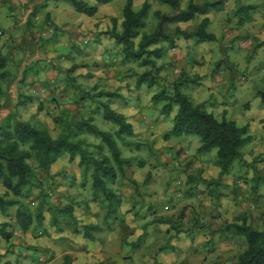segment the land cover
Masks as SVG:
<instances>
[{
	"label": "rangeland",
	"instance_id": "374dc122",
	"mask_svg": "<svg viewBox=\"0 0 264 264\" xmlns=\"http://www.w3.org/2000/svg\"><path fill=\"white\" fill-rule=\"evenodd\" d=\"M84 1L94 4L93 0ZM188 1L181 0L182 8ZM193 1L201 4L220 0ZM222 1L219 9L211 10L206 16L209 20L207 31L216 36V41L191 44L177 39L175 50L168 47L169 56L155 60L162 68L159 74L166 84L172 83L183 65L176 54L181 55L191 65L185 74L192 80L203 77L190 85L198 87L196 94H192L204 100L207 112L220 120L224 108H229L232 118L239 119L240 114L245 113V108L239 105H250L253 101L252 106L256 109L252 114L260 112L262 115L264 109L259 99L251 94L264 89V45L255 42V45L248 46L244 38L247 34L259 38L264 32V0ZM125 2L109 0L106 5L99 6L96 18L77 13L63 1H59L58 6L50 0H0V55L7 60L4 79L0 80L4 95L0 96V120L14 112L19 120L46 130L52 138L60 135L64 122L70 117L73 121L91 117L92 123L101 130L115 132L117 128L102 118V104L107 103L127 118L135 132L133 137L125 138L129 145L118 142L121 156L130 159V163L125 166L123 180L107 185L119 199L110 219L104 221L107 203L98 201L101 195H93L90 172H84L77 159L70 163L68 156L64 155L50 168L49 178L37 171L35 185L28 188L27 196L18 198L33 215L41 208V226L34 222L23 232L16 222L18 206L9 207L6 213L0 210V264H63L64 261L66 264H154L155 252L168 248L172 235L180 233L182 227L196 226L199 222L196 216L203 215L200 209L203 206L207 209L204 215L207 220L203 218L205 222L217 221L210 223L213 229L222 226L221 215H215L221 212L225 216L230 214L231 222L242 213L248 214L253 223L261 226L264 182L258 184L257 193L261 192L260 195L256 199L251 197L249 188L253 171L246 165L256 160L252 165L264 176V162L259 160L264 156V141H255L244 148L246 163L235 164L234 170L239 169L240 177H235L236 181L233 177L232 185L227 189L222 185L215 186L217 180L219 184L221 181L214 165L216 150L197 153L200 141L194 135L187 136L186 144L163 140L169 131L170 119H162L160 115L163 103L153 104L151 101L154 90L159 91L163 83L154 90L145 85L137 88L135 75L149 67H142L139 62L122 64L115 45L99 47L90 43V38L98 31L95 26L104 29L107 24L109 30L112 19L118 23L121 21ZM132 2L135 11L144 2L150 5L145 20L146 33L156 27L155 11H169L159 0ZM239 6L253 8L245 14L246 10L240 12ZM241 17L245 25L237 27ZM202 18L178 26L183 30H195ZM173 27L167 28L171 30ZM75 28L81 29V33ZM82 39L81 45H77L76 42ZM164 48H167L166 44ZM219 60L225 63L215 69ZM226 63L234 65L235 74L234 82H229L225 89L224 81L232 78V74L227 71L224 77L216 74L213 78L211 74L225 68ZM10 79L12 84L7 86ZM71 80L82 89L85 100H80ZM197 81L206 84L197 86ZM243 86L250 88L246 90V97L240 93ZM181 90L191 99L189 88ZM201 90L204 93L199 94ZM105 93L115 94V97L107 98ZM17 97L21 99L19 108L16 106ZM236 123L241 125L239 120ZM74 138L83 141L96 157L106 152L104 147H96L101 143L93 136L81 133ZM29 163L35 166L34 162ZM198 164L207 170L201 171ZM203 175L207 178L203 179ZM203 180L206 183L200 182ZM240 182H246V189L238 186ZM240 190H245L246 194ZM4 192L0 186V195ZM65 206L71 208L75 217L59 210ZM187 207L189 212L193 210L191 218ZM83 224L101 228L92 233L96 241L84 238L82 230L73 232L74 227L80 228ZM5 233H11V238L6 240ZM213 246L211 243L209 248Z\"/></svg>",
	"mask_w": 264,
	"mask_h": 264
},
{
	"label": "trees",
	"instance_id": "16d2710c",
	"mask_svg": "<svg viewBox=\"0 0 264 264\" xmlns=\"http://www.w3.org/2000/svg\"><path fill=\"white\" fill-rule=\"evenodd\" d=\"M55 2L63 1L71 5L78 13L88 17L94 16L99 5H105L109 0H93L91 5L84 0H51ZM159 3L169 8V11H155L156 27L150 32H144L146 18L150 5L144 2L137 11L133 9L132 0H126L118 23L112 19V27L107 30V36L113 40L115 47L119 49L120 62L122 64L135 62L142 67H149L136 76V87L146 86L154 90L160 83L163 86L159 91L154 90L151 97L153 104L163 103L160 115L170 119L169 131L163 136L164 141H169L171 137L180 138L194 135L199 138L200 146L197 153L206 154L216 150L214 165L219 171V177L229 175L235 164L244 163L243 149L252 141L249 134V125L238 126L234 121L226 119L225 112L219 120L213 114L207 112L202 104H195L186 94L182 93V88L195 80L190 79L181 71L177 79L166 84L165 79L160 76L161 66H157L155 60L163 57L164 45L174 47L177 39L191 41L194 44L216 41V36L207 31L209 20L206 17L211 10L219 9L223 1L210 3L205 1L201 4L189 0L182 8L181 0H159ZM45 6V4H44ZM240 12L252 10L253 6H239ZM48 14H46V17ZM203 17L195 30H183L178 25L181 23L193 22ZM244 22L241 17L237 25ZM173 25L169 30L167 27ZM238 27V26H237ZM138 39L137 43L135 42ZM223 60H219L215 69L224 65ZM229 65V67H228ZM7 66L6 57L0 55V80L4 79ZM231 63H226L225 68L231 73L229 82L232 84L235 67ZM228 67V68H227ZM71 71V70H68ZM13 79V78H12ZM12 79L6 82L7 86L12 84ZM243 80V78H242ZM71 86L77 91L80 100H85L82 96V89L70 81ZM0 84V96H4ZM105 97L112 98L115 94L105 93ZM264 109V89L256 92ZM7 99V97H5ZM5 99V100H6ZM0 120V186L5 192L0 195V210L6 213L9 207L18 206L16 212V222L18 227L26 232L34 222L41 226L43 214L38 208L33 215L31 211L22 204L18 198L25 197L29 193L28 188L33 187L37 181V171L43 172L45 178L50 177V168L56 164L64 155L68 156L70 163L78 160V165L84 172H90L91 190L93 195H101L98 198L100 203H107V212L104 221L110 219L115 208L119 205L116 194L108 188V183H114L118 179L125 177V166L130 163V159L121 156L119 143L129 145L125 138L135 135L132 124L127 118L107 104H102V118L105 122L113 125L117 129L115 132H106L92 123V118H80L76 121L70 117L64 122L60 135L52 138L49 133L40 128H36L30 122L19 120L16 113H9ZM13 119V122L10 120ZM264 127V118L260 121ZM87 134L98 139L104 147L105 154L94 156L84 142L74 138L76 134ZM261 158V159H260ZM259 160L264 162V156ZM32 161L35 166L29 163ZM256 160L251 161L246 168L253 171V182L257 185L264 182V176L252 165ZM241 168H244L241 166ZM240 177V176H238ZM41 180H38L40 183ZM200 181L201 183H206ZM219 185L216 181L215 186ZM211 191V190H210ZM9 197H13L9 199ZM45 203V200H43ZM49 209L53 207L49 206ZM55 209V208H54ZM70 217H75L71 208L59 209ZM166 223V222H162ZM231 235L243 238L245 249L233 259V264H264V225L262 230H257L246 223V217L241 216L229 224H223ZM83 231V236L89 241H96L93 236L94 231L101 228L94 224H83L80 228H73V232ZM11 233L4 234L6 240L11 238ZM9 264V263H4ZM63 264H66L65 261Z\"/></svg>",
	"mask_w": 264,
	"mask_h": 264
},
{
	"label": "crops",
	"instance_id": "0c3cea01",
	"mask_svg": "<svg viewBox=\"0 0 264 264\" xmlns=\"http://www.w3.org/2000/svg\"><path fill=\"white\" fill-rule=\"evenodd\" d=\"M57 3L58 2H56L55 4H57ZM52 4H54V3L52 2ZM57 5L60 6L59 3ZM99 6H101V5H99ZM99 6H98V10H99ZM102 6H104V5H102ZM96 14L92 17L98 18L99 14H97V15ZM72 15H73V13L70 14V17H72ZM83 18L86 19V17H83ZM83 18H81V20ZM242 25H245V21H244V23H242ZM108 26L109 25L105 24L104 29H100V27L95 26L98 31H96L94 33L93 37L90 38L91 39L90 43L95 44L96 46H99V47L100 46L103 47L105 45L109 46L110 44L114 45L113 40H111L106 34ZM237 26H239V25H237ZM74 30H77V33H81V29H79V28H75ZM258 37L259 38H255V36L253 37V36H249V34H247V35H245L244 39L248 43V46H250V45L252 46V44L255 45V42L258 44L260 43L259 44L260 46L264 45V32H262ZM82 41H83V39L81 41L76 42V44L81 45ZM176 42H178V41H176ZM188 42H190L191 44H194L191 41H188ZM176 45L170 49L175 50ZM170 49L168 47L165 48V52L163 54V57L169 56L168 54H169ZM104 53L109 54L108 51H104ZM176 55H177L176 57H177L178 61H180V63L183 64L180 68L181 69L180 72L181 71H183L184 73L188 72V70L191 69L190 63L187 64L183 60V56L178 55V54H176ZM227 71L228 70L226 68H223V69L217 70L216 72H213V74H211V76L213 78V76H217L216 74H220L221 76L224 77V75L228 74L229 71L228 72ZM186 76L189 77L188 75H186ZM210 78L211 77H208V79H210ZM176 79H177V77H176ZM202 79H203V77L202 78H200L199 76L196 77L195 83H196V80H202ZM241 80H242V78H241ZM224 82H225L224 84H225V89H226L227 85H229V80L226 79V81H224ZM197 83H198L197 86L206 84V83H201V81H197ZM243 87L244 88L240 89V93L242 96L244 95V97H246L248 95L247 94L245 96V94L248 93L246 90H248L250 88H246L245 86H243ZM183 88H189V90L191 91V99L197 104H202V106L206 110L207 104L204 102V100H200L201 99L200 96H193V94L194 93L196 94V92L198 91L197 90L198 87L196 88L195 86L192 87V85H190V84H188V85L185 84V86ZM202 92L204 93V91L201 90L199 94H201ZM253 92H254V94L252 93L251 96L256 97V95H255L256 92L255 91H253ZM18 99H19V97H17V99H16L17 108H19V105H21V102H20L21 99H19V100ZM252 102L253 101H250V105L249 104H247V105L243 104L242 105V103L239 105V106H243L245 108V113H243L242 115L240 114L239 119L232 118V116L230 115V109L224 108L226 118L230 117L231 118L230 120L234 121L235 123H236V120H239V123L241 124L240 127L245 126V125H249V134L252 137V141L248 145H251L253 142L258 141V140L264 141V127L262 126V124L260 122L264 118V110H263L262 115H260V112L258 114L256 112H255V114H252V112L256 109L252 106L253 105ZM162 119H164L163 116H162ZM170 142L171 143L172 142H174V143L179 142V143H185L186 144L188 142V139H187V136H183L180 138L171 137ZM243 151H244V149H243ZM198 167L200 168L201 171L207 170V168L202 167L201 165H199ZM238 175H240L239 169H236V171L233 169L229 175L220 177L221 181H220L219 185H222L223 188L227 189L228 185H232L230 183L231 179L234 177L233 179H234V181H236L237 178H235V177H237ZM206 178L207 177L205 175H203V179H206ZM253 180H251L252 185L249 188V194L251 197H254V199H256L257 196H259L261 192L257 193V188H259V187H256L257 185L255 184V182H253ZM233 183H235V182H233ZM245 183L246 182H244V183L240 182L238 184V186L245 187L244 189H246L247 185ZM236 190H237V188H236ZM263 190H264V188L262 189V191ZM240 192L246 194L245 190H240ZM255 194H256V196H255ZM262 198H264V194H263ZM246 199H244V200H246ZM204 207L205 206H203V208H200L201 214H203V215H200L199 217L196 216V218L199 219L200 223L197 222L196 226L191 227V228H189V227L183 228L182 227V230L180 233H178L177 235H172L171 236L172 238L170 241V246L168 248H163L161 251L155 252L154 256H155L156 261L154 262V264H232L233 263V259L245 249V242H244L243 238H241L239 236L231 235L229 232L226 231L225 227L223 228L222 226H217V227L214 226L216 228L213 229L212 226H210V223H213V222L217 223V221L216 220H214V221L210 220L209 222H205L204 219L207 220V217L204 215H206L207 209L205 210ZM219 209H220V206L218 207V211H220ZM191 211H192V214H191ZM224 212H225V210H224ZM197 213H198V211H197ZM218 213H220V212H218ZM187 214H188L189 218H191L193 215V210H190V212H189V209L187 207ZM215 215H221L222 222L218 221V222H221V225L232 223L231 222L232 217L230 214H229V216L228 215L225 216V215H223V212H221V214H215ZM215 215L211 214L212 217H214ZM241 216L246 217L247 225H250L251 227H253L257 230H262L263 225H264V216L262 217L263 220H262L261 226H258L255 223H253V220H250L251 217L248 214L242 213L238 217H241ZM252 219H254V218H252ZM211 243H213L214 246L212 248H209Z\"/></svg>",
	"mask_w": 264,
	"mask_h": 264
},
{
	"label": "built area",
	"instance_id": "2783aa9c",
	"mask_svg": "<svg viewBox=\"0 0 264 264\" xmlns=\"http://www.w3.org/2000/svg\"><path fill=\"white\" fill-rule=\"evenodd\" d=\"M127 264V263H126Z\"/></svg>",
	"mask_w": 264,
	"mask_h": 264
}]
</instances>
